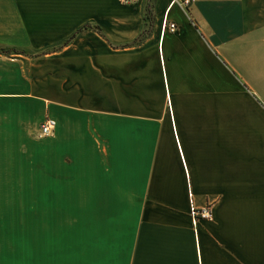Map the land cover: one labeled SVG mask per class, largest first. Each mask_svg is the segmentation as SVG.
I'll list each match as a JSON object with an SVG mask.
<instances>
[{"label":"crops","instance_id":"obj_1","mask_svg":"<svg viewBox=\"0 0 264 264\" xmlns=\"http://www.w3.org/2000/svg\"><path fill=\"white\" fill-rule=\"evenodd\" d=\"M1 48L0 264H264V0H0Z\"/></svg>","mask_w":264,"mask_h":264},{"label":"built area","instance_id":"obj_2","mask_svg":"<svg viewBox=\"0 0 264 264\" xmlns=\"http://www.w3.org/2000/svg\"><path fill=\"white\" fill-rule=\"evenodd\" d=\"M124 1H128V0H124ZM193 1L194 0H169L170 3H175L184 9H187L189 4ZM161 27L163 30L173 31L176 28V24L172 20L168 21L164 19ZM54 124L55 121L53 118L45 116L39 122L37 135L41 137L50 134L54 127ZM188 212L193 222L197 218H208L210 216L207 207L195 208L191 202L189 204Z\"/></svg>","mask_w":264,"mask_h":264},{"label":"trees","instance_id":"obj_3","mask_svg":"<svg viewBox=\"0 0 264 264\" xmlns=\"http://www.w3.org/2000/svg\"><path fill=\"white\" fill-rule=\"evenodd\" d=\"M147 12H148V11H147ZM85 25H88V24L86 23ZM94 27H96V26H94ZM96 28H97V27H96ZM72 35H73V34H71V35H69L67 38H65L64 41H63V43H64V42H67V41L72 37ZM9 50H13V51H14L15 49H14V48H1V49H0V51L3 52V53H8ZM15 52H19V51L16 50Z\"/></svg>","mask_w":264,"mask_h":264},{"label":"rangeland","instance_id":"obj_4","mask_svg":"<svg viewBox=\"0 0 264 264\" xmlns=\"http://www.w3.org/2000/svg\"><path fill=\"white\" fill-rule=\"evenodd\" d=\"M21 213H22V215H21V219H22L23 221H25L26 219L29 218V213H28V212H26V211H22ZM23 246H25V245L23 244Z\"/></svg>","mask_w":264,"mask_h":264}]
</instances>
